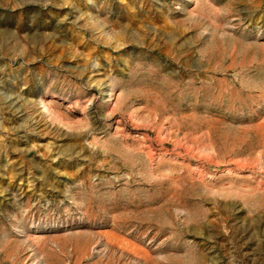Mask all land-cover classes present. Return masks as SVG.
I'll use <instances>...</instances> for the list:
<instances>
[{
  "label": "rangeland",
  "instance_id": "1",
  "mask_svg": "<svg viewBox=\"0 0 264 264\" xmlns=\"http://www.w3.org/2000/svg\"><path fill=\"white\" fill-rule=\"evenodd\" d=\"M0 264H264V0H0Z\"/></svg>",
  "mask_w": 264,
  "mask_h": 264
}]
</instances>
